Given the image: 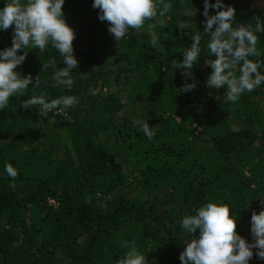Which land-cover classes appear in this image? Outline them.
<instances>
[{"label":"trees","instance_id":"trees-1","mask_svg":"<svg viewBox=\"0 0 264 264\" xmlns=\"http://www.w3.org/2000/svg\"><path fill=\"white\" fill-rule=\"evenodd\" d=\"M169 2L168 11L158 8L116 41L92 0H65L78 60L70 90L53 87V69H42L52 60L63 67L55 49H26L16 71L38 77L40 87L29 84L0 111V264H117L125 241L145 253L146 264H181L193 237L180 221L207 202L227 204L236 232L253 242L251 215L264 201V85L236 103L226 101L225 89L207 87L214 57L203 0ZM223 3L236 10L233 27L254 30L264 20L262 0ZM195 8V17L187 15ZM181 23L189 27L183 31ZM13 29L0 31V49L11 46ZM197 32L201 53L186 78L171 62L183 59ZM256 35L264 53V33ZM186 79L196 88L183 93ZM90 86L104 91L93 97ZM41 92L49 100L74 95L78 103L43 116L40 106L20 107ZM133 121H147L152 140ZM6 163L15 178L3 172ZM255 252L249 264H264Z\"/></svg>","mask_w":264,"mask_h":264},{"label":"clouds","instance_id":"clouds-1","mask_svg":"<svg viewBox=\"0 0 264 264\" xmlns=\"http://www.w3.org/2000/svg\"><path fill=\"white\" fill-rule=\"evenodd\" d=\"M184 0H181L183 3ZM264 2V0H262ZM65 0H3L0 6V31L14 25L11 46L0 49V111L6 109L10 97L24 96L32 84V89L40 87V80L28 74L21 77L16 71L26 60L28 48H38L44 53L49 47L55 49L63 58V67L57 68L52 60L42 65V69H53L50 79L53 87L70 90L74 80L73 70H77L78 60L74 56V30L66 23L62 6ZM94 9H98V19L107 21V31L116 41L128 34L129 28L140 29L146 20L157 16L158 8L168 11L169 0H92ZM210 9L215 10L210 15ZM197 9L187 15L195 17ZM235 8L223 3V0H203L202 15L204 34H207V50L214 59L209 64L211 73L206 80L209 88L226 90V101L236 103L246 92L250 93L264 85V68L261 58L264 56L258 48L256 33H264V20L257 19L255 29L250 25L233 27ZM163 14V13H161ZM215 26V27H214ZM181 23L179 29L188 28ZM202 34L197 32L192 37L190 48L183 50L182 60H173V70H180L186 78L192 77V69L197 64L201 53ZM153 46L157 38L153 36ZM255 58L253 60L252 58ZM196 88L195 83L186 79L180 89L183 93ZM102 89L90 86L89 94L100 95ZM78 103L76 96L64 95L49 100L46 93L32 95L23 100L20 107L29 109L40 106V116L53 110H66ZM140 124L146 138L150 141L155 135L147 121H133V126ZM3 172L10 178L17 176V170L11 163H6ZM231 212V214H230ZM237 215L227 204L207 202L196 210L194 215H185L180 225L193 237L184 245L179 256L181 264H249L255 255L264 260V201L262 210L251 215V235L249 243L236 232ZM128 251L117 264H146L145 253L138 251L134 242H124Z\"/></svg>","mask_w":264,"mask_h":264},{"label":"rangeland","instance_id":"rangeland-1","mask_svg":"<svg viewBox=\"0 0 264 264\" xmlns=\"http://www.w3.org/2000/svg\"><path fill=\"white\" fill-rule=\"evenodd\" d=\"M149 37H150V36H147V37H146V40H148ZM103 91H104V90H103Z\"/></svg>","mask_w":264,"mask_h":264}]
</instances>
